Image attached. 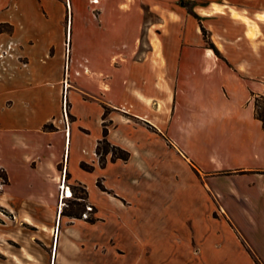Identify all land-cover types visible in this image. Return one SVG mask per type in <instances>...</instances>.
Here are the masks:
<instances>
[{"label":"crops","instance_id":"0c3cea01","mask_svg":"<svg viewBox=\"0 0 264 264\" xmlns=\"http://www.w3.org/2000/svg\"><path fill=\"white\" fill-rule=\"evenodd\" d=\"M40 21L48 42L37 58L21 32ZM1 24L0 194H59L69 171L99 204V194H127L120 178L144 182L146 194L170 161L191 174L196 198L218 194L222 210L206 198L201 262L264 264V0H0ZM23 80L45 95L21 96ZM105 137L129 157L103 149L102 163ZM161 137L157 154L146 140ZM0 236L6 250L13 236L3 226ZM59 241L52 264L66 256Z\"/></svg>","mask_w":264,"mask_h":264},{"label":"rangeland","instance_id":"374dc122","mask_svg":"<svg viewBox=\"0 0 264 264\" xmlns=\"http://www.w3.org/2000/svg\"><path fill=\"white\" fill-rule=\"evenodd\" d=\"M186 3L191 5L188 1ZM27 25L26 29H22V36L25 41L32 37L35 42H27L25 48L39 58L48 42L46 33L49 24L40 21ZM5 28L4 24L0 25V30ZM27 82H22L26 85L20 91L21 96L34 100L45 95L42 88H33L36 84L32 86ZM65 91L59 110L58 121L61 122L62 117L67 122L70 116L71 104ZM259 102L264 104V97H259ZM174 120L169 129L172 139L175 135ZM91 125L94 132V120ZM155 140L146 141L154 146L153 152L160 154L165 138ZM167 142L170 143L168 138ZM107 147L115 149L103 141L101 154ZM115 153L122 154V150L115 149ZM95 155L100 157L97 152ZM107 157L109 159L110 154ZM59 167L63 168V164ZM165 169L168 172L162 176L155 174V178L151 179L150 190L147 189L146 194L142 190L144 182L133 184L129 179L116 178V187L127 194H99V204L91 197L88 184L74 181L69 171L65 183L71 188L64 186L67 192L64 196L69 194L68 189H71L72 195L63 199V188L59 194H40L37 199L33 194H25L22 201L12 194H0V226L10 236L16 234L12 239H4L7 249L0 247V264H52L51 257L56 256L59 236H62V242L59 241L58 248L59 245L65 247L66 256L59 254L57 264H208L207 261L201 262L202 245L207 238L206 198L209 195L220 207L218 194H198L196 198L192 189L194 181L184 167L168 161ZM198 173L199 180L205 183L201 173ZM96 179L99 186L105 187L101 176ZM6 181L7 174L0 168V191ZM61 184L64 183L58 185L60 188ZM134 191L136 194H132ZM90 206H93L92 209ZM220 209H215V223L224 218ZM55 215L54 228L57 231L53 249L51 228Z\"/></svg>","mask_w":264,"mask_h":264},{"label":"trees","instance_id":"16d2710c","mask_svg":"<svg viewBox=\"0 0 264 264\" xmlns=\"http://www.w3.org/2000/svg\"><path fill=\"white\" fill-rule=\"evenodd\" d=\"M204 32H206V29L204 26H202ZM210 46L213 47L215 49V51L217 52L218 51V48L217 46L213 43V42H210ZM256 113L258 115V117H260L263 122H264V104H261L259 101L256 102ZM107 132V129H105V134ZM104 142L106 143H109V141L107 140V138L105 137ZM115 149H119V150H122V154H117L115 153ZM115 149H112L113 150V157H116V156H121L123 158H128L129 157V152L124 150V149H121V148H115ZM110 149L107 147V148H104V152L106 153L107 151H109ZM97 151L101 154V145H98V148H97ZM101 162L102 163H105V157L103 156V154H101Z\"/></svg>","mask_w":264,"mask_h":264},{"label":"built area","instance_id":"2783aa9c","mask_svg":"<svg viewBox=\"0 0 264 264\" xmlns=\"http://www.w3.org/2000/svg\"><path fill=\"white\" fill-rule=\"evenodd\" d=\"M65 177H66V175H65ZM65 177H64V181L62 182V183H64V184H61V189L63 188L62 199H63L64 197H66V196H64ZM66 187H69V185H66ZM66 193H67V192H66ZM66 193H65V194H66ZM88 207H89V206H88ZM90 207H91V209H92L93 206H90Z\"/></svg>","mask_w":264,"mask_h":264},{"label":"bare ground","instance_id":"6f19581e","mask_svg":"<svg viewBox=\"0 0 264 264\" xmlns=\"http://www.w3.org/2000/svg\"><path fill=\"white\" fill-rule=\"evenodd\" d=\"M68 195H65V196H71L72 195V191H71V189H68ZM33 224V223H32ZM56 229L54 230V238H55V236H56ZM53 249H54V247H53Z\"/></svg>","mask_w":264,"mask_h":264}]
</instances>
